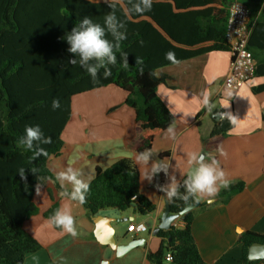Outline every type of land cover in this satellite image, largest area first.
<instances>
[{
  "label": "trees",
  "instance_id": "16d2710c",
  "mask_svg": "<svg viewBox=\"0 0 264 264\" xmlns=\"http://www.w3.org/2000/svg\"><path fill=\"white\" fill-rule=\"evenodd\" d=\"M232 1L153 0L151 11L130 14L127 0H117L116 15L126 23L127 38L115 50L117 63L109 65L111 76L105 79L101 69L98 81L93 83L78 63H69L78 57L68 52L64 37L85 16L103 25L105 14L111 11L105 0H0V264H23L27 254L41 249L38 241L23 229V223L38 213L33 201L36 185L53 180L47 160L58 156L63 146L61 134L71 117V98L107 85L124 91V104L133 109L140 133L139 141L129 148L137 154L150 150L155 136L175 121L157 95L160 80L153 72L205 53L229 52L226 26ZM239 1L250 13L248 49L252 51L255 41L264 50V44L256 42L258 30L264 29V0ZM107 38L112 39L110 35ZM169 52L174 54L171 59L166 58ZM123 53L128 54L126 68ZM137 57L142 64L136 63ZM259 75H264V63L256 65L255 76ZM53 99H59L60 108L52 109ZM219 114L222 117L213 123L207 140L224 137L233 128V123ZM26 125H39L52 142H37L29 150L20 143ZM38 146L47 155L33 159ZM167 155L162 153L159 157ZM21 168L25 169L26 179L19 175ZM31 169H36V173ZM185 178L186 175L177 183L181 193ZM242 188L241 182L230 184L217 198L226 202ZM56 189L66 191L57 184ZM47 192L52 205L44 216L49 219L59 206L51 190ZM167 203L170 214L180 215L183 227L173 224L168 230H159L160 247L155 253H147L146 260L162 264L166 253H170L172 264H206L191 229L199 203H186L179 198L168 199ZM82 207L90 216L105 209H132L140 215L155 210L139 192V171L130 158H120L106 169L96 168ZM187 208L191 209L185 211ZM238 241L242 245L243 264L262 263L248 260L247 254L252 244H264V235L244 232Z\"/></svg>",
  "mask_w": 264,
  "mask_h": 264
},
{
  "label": "crops",
  "instance_id": "0c3cea01",
  "mask_svg": "<svg viewBox=\"0 0 264 264\" xmlns=\"http://www.w3.org/2000/svg\"><path fill=\"white\" fill-rule=\"evenodd\" d=\"M256 42L264 44V29L258 30ZM251 49L255 66L263 65L264 50L255 41ZM229 64V52H209L153 72L160 80L157 95L174 116L172 127L176 137L169 139L167 130L155 136L150 148L152 160L168 162L169 167L167 174L161 171L151 181L143 179L144 169L136 160L138 154L129 148L139 141L140 133L133 109L124 104L126 93L107 85L74 95L71 117L61 134V151L47 160L53 180L41 185L40 195L35 190L33 201L38 213L23 223V229L38 241L41 249L27 254L23 264H152L146 255L160 247V239L152 232L168 202L157 186L167 187L172 177L178 183L190 171L187 154L193 151L218 159L229 174L230 184L243 183L242 190L226 202L218 200L217 195L210 203L208 198L201 199L195 209L191 229L201 259L206 264H243L239 235L244 232L264 235V88H260L264 86V75L255 76L237 91H228L223 81ZM219 112L225 118L229 114L236 117L233 128L224 137L207 140ZM218 145H223L226 157L219 155ZM162 153L168 155L160 158ZM120 158L134 162L139 171V192L155 210L148 215L132 209L124 212L105 209L97 214L113 219L111 227L115 236L126 234L127 240L145 239L143 248L117 258L115 251L104 244V232L97 234L101 242L96 238L94 217L97 215L90 216L78 202L61 197V191L56 189V184L61 188L56 174L71 166L90 182L96 168L106 169ZM70 189L71 185L65 184L64 190ZM47 190H51L59 208L71 207L75 237L55 228L44 216L52 205ZM132 223L145 224L147 231L128 233L127 227ZM173 224L183 227L180 218ZM162 264L172 263L166 262L164 256Z\"/></svg>",
  "mask_w": 264,
  "mask_h": 264
},
{
  "label": "clouds",
  "instance_id": "9594fccd",
  "mask_svg": "<svg viewBox=\"0 0 264 264\" xmlns=\"http://www.w3.org/2000/svg\"><path fill=\"white\" fill-rule=\"evenodd\" d=\"M132 12L130 14H143L151 11L153 0H127ZM105 3L111 9L104 16L103 25L94 22L90 17L82 18L78 26H74L70 32L66 34L64 39L69 45L68 52L73 54L78 59H71V65L79 64L88 75L93 83L98 81L100 70L103 69V77L107 79L111 76L109 65H116V51L120 48V42L127 38L126 23L120 20L116 15L117 0H105ZM111 36L109 40L107 37ZM143 43V42H141ZM173 53H166V58L171 59ZM123 67H128V54H122ZM138 65L142 64L141 58H136ZM207 104V101H205ZM52 109L60 108L59 99H53ZM230 122L234 123L235 116L228 115ZM168 138L174 140L176 131L172 126L167 129ZM47 145L52 142L50 136H45L39 125H26L25 134L21 138L20 143L26 146L29 150L34 148V144ZM217 152L220 156L226 157L227 153L223 145L217 146ZM41 155H47V151L42 147H36L33 152V159ZM153 153L151 150H145L136 156L137 163L144 169L143 179L151 181L159 172L163 171L167 174L169 164L165 161L152 160ZM151 162V165L149 166ZM187 163L190 171L186 174L183 180L184 192H180V185L177 184L175 177L171 178V182L165 186L158 185L157 187L169 199L179 198L186 203L189 200H194L199 203L201 199L208 198L210 203L215 198L222 188L226 189L230 186L229 174L222 168L221 163L215 157L209 158L202 152H190L187 154ZM36 173V169H31ZM21 179H26L25 169L19 170ZM83 173L74 167H67L63 171L56 174V180L64 189L65 184L71 185L70 191H61V197L67 196L70 201L78 202L83 205L86 203L87 194L90 190V182L82 178ZM41 184L36 185V194H41ZM49 222L58 228L63 229L66 233L75 237L77 235L75 227V218L72 215L71 207L63 205L57 208L49 217Z\"/></svg>",
  "mask_w": 264,
  "mask_h": 264
},
{
  "label": "built area",
  "instance_id": "2783aa9c",
  "mask_svg": "<svg viewBox=\"0 0 264 264\" xmlns=\"http://www.w3.org/2000/svg\"><path fill=\"white\" fill-rule=\"evenodd\" d=\"M249 9L239 0H233L228 6L226 26V40L230 46V64L224 77L223 87L228 91H237L245 83L255 77V63L251 51L248 49L250 35ZM222 117V116H221ZM147 228L145 224H129L128 233H143ZM165 261H172L170 253H166ZM261 264H264L262 262Z\"/></svg>",
  "mask_w": 264,
  "mask_h": 264
},
{
  "label": "water",
  "instance_id": "95a60500",
  "mask_svg": "<svg viewBox=\"0 0 264 264\" xmlns=\"http://www.w3.org/2000/svg\"><path fill=\"white\" fill-rule=\"evenodd\" d=\"M221 118V115L217 113L215 115V121H218ZM191 208H187L185 211L190 210ZM180 215H172L169 212V207L168 203L165 204V209L164 212L160 218V223L153 230V235H156L159 230H168L172 223L179 218ZM94 222L96 225V238L99 242H101V238L97 235L99 232L102 231L106 234V240L104 244L110 246L116 254V257L119 258L123 256L124 254L130 252L131 250L138 248V247H144L145 244V239L140 238V239H130L127 240V236L122 235L120 237L115 236V231L111 227V223L113 222V219L108 218V217H103L100 215H97L94 217ZM247 258L250 261H262L264 262V244L260 243H254L248 248V254Z\"/></svg>",
  "mask_w": 264,
  "mask_h": 264
}]
</instances>
